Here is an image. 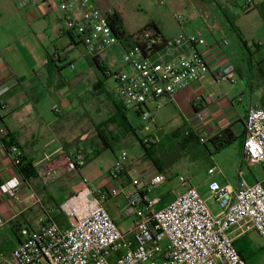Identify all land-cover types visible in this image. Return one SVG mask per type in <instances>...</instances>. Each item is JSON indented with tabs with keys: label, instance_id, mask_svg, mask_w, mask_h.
I'll return each mask as SVG.
<instances>
[{
	"label": "built area",
	"instance_id": "obj_1",
	"mask_svg": "<svg viewBox=\"0 0 264 264\" xmlns=\"http://www.w3.org/2000/svg\"><path fill=\"white\" fill-rule=\"evenodd\" d=\"M51 1L62 14L66 32L79 41L88 57L99 58L120 43L108 14L101 12L92 0ZM242 1L246 12L264 4V0ZM27 5L28 1H24L21 8ZM176 19L182 24L181 16ZM160 45V38H151L144 45L124 49V61L130 71L112 75L119 100L129 111L138 113L146 123L142 125L146 132L154 120L150 105L163 97L172 98L211 71L206 57L198 51L206 46L201 35L182 33L173 41H166V54H154V48ZM227 45V39L219 43L220 47ZM155 56L158 58L154 61ZM216 77L220 84L235 85L238 80L236 68L230 64L221 68ZM6 91H0V110H4L2 96ZM159 109L160 105L156 110ZM52 111L57 116L62 112L58 104ZM206 114L198 112L197 120L202 123ZM6 136V127L0 120V147ZM143 140L151 143L149 138ZM205 141L201 137L200 142ZM9 150L18 165L24 152L16 145ZM243 153L247 164L264 166V109L257 105L250 106L245 115ZM87 162L85 156H66L65 170L78 171ZM127 162V152H119L108 173L118 184L94 188L84 180L85 187L60 205L69 223L67 228H61L52 215H45L38 229L21 228L20 244L11 254L12 264H247L235 246L231 230L237 228L238 237L255 230L264 242V179L251 185L240 170L235 190L212 182L210 192L221 209L214 215L197 188L188 185L191 178L180 176L179 182L187 189L158 210L162 199H150L148 193L168 179L157 174L143 185L128 176ZM216 172V167L208 170L209 175ZM20 183L14 178L1 184L0 195L17 201ZM119 197L124 198V204L118 207L120 216L133 220L126 233L106 208L107 203ZM5 224L0 211V230ZM0 259L7 261L2 254Z\"/></svg>",
	"mask_w": 264,
	"mask_h": 264
},
{
	"label": "crops",
	"instance_id": "obj_2",
	"mask_svg": "<svg viewBox=\"0 0 264 264\" xmlns=\"http://www.w3.org/2000/svg\"><path fill=\"white\" fill-rule=\"evenodd\" d=\"M24 1H28V5L25 8H21V4ZM92 1L98 7L95 0ZM0 21V91L7 90L2 96L4 110H0V120L7 130V136L2 140L3 146L0 147V185L14 178H18L21 182L17 193L19 197L17 201L0 195V211L6 220L5 226L0 230V254L4 255L7 261H10L12 264L11 254L20 244L21 228L27 227L31 222L30 214L36 211V219L38 220L37 228H40L44 217L43 214H55L58 207L66 201L67 197L61 202L55 201L51 203L46 200V197L49 200L52 198L51 193L47 191L48 187L54 184L55 180L66 172L65 163L61 161V159L65 160L67 156L66 151L70 153L69 155L76 154L77 156H85L89 161H92L94 157L98 156L96 153H99L95 152L97 150L96 148L92 151H82L83 149H77L75 151L70 148L67 150L68 148L66 149L65 147H68L66 144L68 145L69 142H59L56 134L50 133L49 129L44 127V125H48L45 116L37 103L33 101L35 99H31V95L35 92L38 93L39 90L42 91L43 88L54 91V95L57 97V103L62 111L58 115L59 119H63L65 116L75 112L78 104H88L89 100L87 99H92L91 101L97 99L98 108L96 110L98 111L101 108L100 106H104V111H107V116L102 122L106 121L113 112L114 102L112 99L119 98L115 91L116 85L114 79V87H111L108 82L109 80H103L97 75H94V73L91 74L92 58L86 55L84 47L78 40L74 43L71 41L66 32V25L62 21V14L51 0H20L18 3L8 0L6 2L4 1L0 5ZM163 37L165 38L164 35ZM15 39L16 42H13ZM52 39H55V41L52 42ZM61 40H63V46H59L58 44ZM165 40L167 42L173 41L167 38ZM205 41L206 46L199 48L198 51L206 57L211 69L210 73L202 77L199 81L191 83L186 89L177 92L172 98L163 97L155 104L150 105L154 115L153 123L159 111L163 108L164 110H168L173 105L185 115L183 127L179 129H185V142H189L190 137L193 135L199 140L201 137L209 139L227 128H230L236 136H241L245 133V115L248 108L259 104H263L264 107V56H262L259 62H254L255 66L252 65L253 69H247L245 64L240 62L235 64L232 61L226 52L227 48L219 46V40ZM17 43L21 44L23 49L35 48L43 57L42 67L34 71L39 83L35 86H30V88L27 87V82L30 80L28 81L26 78L22 79V77L18 78L16 70L11 66L13 59L18 60L15 51V45ZM38 43H40V46H38ZM49 43H53L52 45L56 50L55 53H60L62 57L60 61H63V63H60L61 71L57 75H53V77L51 73L55 71L54 68H51V66L46 67L48 57L53 56L46 48ZM41 47L47 51L46 54L40 50ZM163 51H166V48ZM163 51H161V54ZM187 52L190 51L188 50ZM100 61L105 65L102 59ZM85 62L88 68L82 67L77 73H73L71 76L64 74V63H69L67 68L76 71V66L84 64ZM227 64L233 65L237 71L238 80L232 86L220 84L216 77L221 68ZM56 84L59 86L62 85L66 89L55 92ZM71 85L76 88H69L68 86L71 87ZM18 86L23 87V89L17 91ZM21 90H24L25 95H23ZM248 94L250 95L249 99L247 98ZM198 98L202 99L199 100ZM198 100L199 102L196 105V101ZM158 105L161 106V109L156 110ZM200 111H206L207 113L202 123L196 117V114ZM99 125L100 123L96 127ZM236 127H238V130H236ZM107 129H105V132H107ZM48 137L49 140L46 141L44 138ZM55 143L56 145L51 146ZM12 145L20 147L24 155L33 162L36 168L41 164L50 167L46 175L52 176L47 179L48 181H45L44 176L39 172L37 179L24 180L14 163V156L9 152V148ZM209 156L211 164L208 170L216 167L217 172L214 175H209L207 170V174L212 178L220 172L227 182L224 187L232 190L237 188L238 173L240 170L244 172V178L251 185L264 179V166H261L262 170L258 175L252 172H247L248 174L245 172L243 166H248V164L244 157L243 147L241 148L239 158H235L231 166L222 165L211 151H209ZM155 166L156 170H153V176L157 174L164 175L162 166L159 163ZM227 169L232 172L233 182L226 176ZM82 170L83 168L74 171V173H77L78 177H82ZM109 171L103 175L104 177L100 182H95V185H92V187H111L118 184L109 178ZM74 173L71 182L76 180ZM126 173L130 176L128 167L126 168ZM213 181L217 182L215 179ZM106 182L110 186L105 184ZM77 184L79 186L73 189V191H77L78 189L81 191L83 189L80 182ZM191 186L194 185L191 184ZM46 193L47 196L45 195ZM109 203L106 204V207ZM120 205L118 204L117 207ZM117 209L113 210L111 216L117 222L121 231L126 233L130 230L133 220L121 217ZM238 232L239 230L236 228L231 230L230 233L233 237V234ZM238 235L239 233L233 238L239 239L246 234L240 237ZM238 251L246 261L242 250L238 249ZM7 261L2 260L0 264H8Z\"/></svg>",
	"mask_w": 264,
	"mask_h": 264
},
{
	"label": "rangeland",
	"instance_id": "obj_3",
	"mask_svg": "<svg viewBox=\"0 0 264 264\" xmlns=\"http://www.w3.org/2000/svg\"><path fill=\"white\" fill-rule=\"evenodd\" d=\"M4 1L6 2L7 0H0V5ZM8 1L20 2V0ZM95 2L103 13L118 12L125 23L127 31L131 34L154 23L159 27L165 38L169 40H173L182 33L201 35L208 41L227 39L226 52L229 54V57L235 64H238V62L245 64L247 69H253L255 63L259 62L262 56H264V48H258V45H264V23L261 14L258 9H253L249 12L244 11L242 9V0H95ZM176 16H181L180 22L182 24L177 21ZM54 41L55 39H52V42ZM13 42H16V39ZM52 44L49 43L46 48L50 54L54 55L56 50ZM58 44L59 46H63V40L59 41ZM38 46H40V43H38ZM40 50L44 54L47 52L42 47ZM15 51L18 60L13 59L11 66L16 70L18 78L22 77V79L26 78L28 81L30 80L27 82L28 88L37 85L39 80L35 77L34 71L42 67L43 57L40 55V52L36 51L33 47L31 49H23L19 43L15 45ZM165 52L163 51L162 55ZM124 57V48L120 43H117L101 54L99 59H102L112 74H117L128 69ZM157 58L155 56L152 60L155 61ZM82 67L88 68L87 63L77 65L76 71L66 67L64 68V74L71 76ZM91 67V74L94 73L99 78L105 79L104 73L98 69L97 65L92 64ZM108 80L109 85L114 87L113 76ZM222 85H225V83ZM227 85L232 86L231 84ZM68 87L76 88L73 85ZM24 88L26 89L25 86ZM20 89H23V87L18 86L17 91ZM65 89L62 85L56 84L55 92ZM21 92L25 95L24 90H21ZM249 96L248 94V99ZM31 99H35L33 101L37 103L45 116L48 125H44V127L48 128L50 133H55L59 142L70 143L66 144L68 146L65 147L66 149L68 148L67 150L70 148L75 151L77 149L92 151L96 148L95 152H99L98 156L94 157L83 168L81 172L83 178L78 177L77 173L74 172H64L63 175L57 178L54 184H51L47 190L48 193H51L52 198L49 200L46 197V193V200L54 203L55 201L61 202L66 197V200L71 198L80 191L79 189L73 191V189L79 186L77 183L80 182V185L83 188L85 187L84 180L90 185L100 182L104 177L103 175L113 167L116 155L121 151H126L128 154L127 167L131 178L138 179L144 185L153 177V170H156L155 163L146 155L145 150L134 135H122L116 126H110L105 133V135L107 134L105 137L109 142L110 148L104 147L94 128L106 118L107 111H104V106H100L101 108L98 111L96 110L98 108L97 99L93 101H91L92 99H87L89 103L85 105L78 104L76 111L65 116L63 119H59L52 111V107L58 104L54 91L43 88L42 91L39 90L38 93H33ZM128 116L138 138H149L151 140L154 158L162 166L163 173L168 179L164 185L159 188H151L148 193L150 199L160 197L163 200L157 206V209L163 208L165 204L174 200L176 194L185 192L187 186L179 182V177L189 176L191 180L188 185L192 184L197 187L211 212L214 215L219 214L221 209L210 192V184L214 182L213 179L221 187H224L227 182L220 172L212 178L208 176L207 170L211 164L209 151L213 152L214 157L222 165L231 166L232 161L235 158H239L241 151L240 142L236 141L222 152H215L214 147L209 142L206 145L196 142L185 143L183 138L185 129L182 130V137L180 139L172 138V134L183 127L185 117L174 105L168 110H164L163 108L157 113L154 123L150 125L151 130L149 132L141 128L146 123L135 112L130 111ZM237 128L236 130H238ZM44 139L47 141L49 137ZM54 145L56 143L51 146ZM66 152L67 156H69L70 153ZM41 154L43 155V153ZM61 161L65 163L64 159H61ZM261 166L248 164V166L244 165L243 168L246 173L252 172L258 175L261 173ZM37 168L38 172L44 176V179H46L45 177L50 178L52 176L46 175L50 168L47 165L41 164ZM73 173L76 175V180L71 182ZM226 176L230 178V181H234L231 170L227 169ZM48 183L50 184V182ZM105 184L108 183L106 182ZM108 186L110 185L108 184ZM118 204H124L122 197L110 201L107 205L106 208L111 215L113 210L118 208ZM57 213L58 211H55V214L52 213V215L55 216ZM45 215L43 214V216ZM36 218V211L30 214L31 222L27 225V228L32 230L38 229V220ZM238 233H234L233 237ZM235 245L244 253L247 264H264V242L255 230H251L245 236L235 239Z\"/></svg>",
	"mask_w": 264,
	"mask_h": 264
},
{
	"label": "trees",
	"instance_id": "obj_4",
	"mask_svg": "<svg viewBox=\"0 0 264 264\" xmlns=\"http://www.w3.org/2000/svg\"><path fill=\"white\" fill-rule=\"evenodd\" d=\"M258 11L261 14L263 23H264V4L257 8ZM110 23L113 27L114 34L119 38L121 45L126 50L128 48L139 46L141 44H145L146 41H148L151 38H160L162 45L154 48V54H157L161 51H163L166 47V40L163 37L159 27L156 24H150L149 26L141 29L140 31L136 33H129L125 27V23L121 17V15L118 12L113 13H107ZM71 41L74 43L77 39L73 37L70 33H67ZM258 48H264V45H258ZM153 54V55H154ZM61 54L56 52L53 56H49L46 67L51 66L53 67L55 71H53V75H57L61 71L60 63H63L61 60ZM92 64L97 65L98 69L104 73L105 79L108 80L113 74L112 72L101 63L99 58H93L91 60ZM69 63H64L63 68L67 67ZM114 97V96H113ZM114 102V109L111 114V116L104 122L100 123L99 126L95 128L97 131L98 137L105 148H110L109 142L106 139L105 135V129L109 128L110 126H116L120 132L126 136L134 135L140 142L142 148L145 150L146 155L155 163V165L158 164L157 160L154 158V152H153V145L152 143H145L143 139H139L135 128L132 126V124L129 121V110L123 105V103L119 99H112ZM264 109L263 104L257 105ZM138 115V113H136ZM142 128V127H141ZM104 131V132H103ZM182 130H178L176 133L172 134V138L174 139H180L182 137L181 135ZM185 135L183 136V138ZM245 133L241 136H236L233 131L230 128H227L220 133L210 137L209 139H206L204 143H201L199 139H197L194 135L190 137L189 142H185L187 144L196 142L199 144L206 145L207 142L211 143L214 147L216 152H221L225 150L226 148L230 147L232 144H234L236 141L240 142L241 148L243 147V141H244ZM17 146V145H16ZM150 146V147H149ZM10 149V148H9ZM84 151V150H82ZM81 151V152H82ZM98 154V153H96ZM71 158L75 159L78 156L76 154L69 155ZM91 161V160H90ZM88 160L87 164L90 162ZM19 169V172L24 180H34L39 177L38 169L34 166L33 162L28 159L25 155L21 158L18 165H16ZM82 169V168H81ZM80 169V170H81ZM58 213L55 215L54 221L61 227V228H67L69 226V223L63 213L60 211V206L57 209Z\"/></svg>",
	"mask_w": 264,
	"mask_h": 264
}]
</instances>
